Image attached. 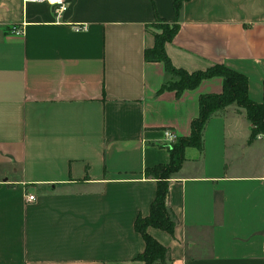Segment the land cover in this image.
<instances>
[{"label":"crops","instance_id":"crops-1","mask_svg":"<svg viewBox=\"0 0 264 264\" xmlns=\"http://www.w3.org/2000/svg\"><path fill=\"white\" fill-rule=\"evenodd\" d=\"M66 3L55 15L0 0V264H143L133 221L156 186L144 169L169 161L198 96L222 85L160 89L171 75L143 59L148 28L176 21L163 46L174 67L222 64L260 102L264 0H183L177 18L172 0ZM250 127L231 103L207 119L199 148L183 149L167 179L172 231L146 227L164 264H264V136L248 140Z\"/></svg>","mask_w":264,"mask_h":264},{"label":"trees","instance_id":"trees-1","mask_svg":"<svg viewBox=\"0 0 264 264\" xmlns=\"http://www.w3.org/2000/svg\"><path fill=\"white\" fill-rule=\"evenodd\" d=\"M182 1L172 0V8L176 18ZM154 24H160L161 31L157 35H152L153 44L151 47L143 50V59L145 61H161L165 71L170 75L178 76V80L173 82L168 80L160 89H171L174 90L175 94H179L184 89L196 87L200 80L212 76L221 77L222 85L219 93H207L198 96V113L190 121L189 134L178 138L172 144L169 150V161L144 169L145 175H149L155 179L156 186L153 199L149 205L148 214L146 216L137 215L133 221L134 230L141 235L144 242L143 250L137 256L143 264H153L154 262L164 264L167 258L165 247L146 232V227L152 226L171 233L174 220L166 205L167 179L180 166L185 147H200L201 133L207 119L215 111L234 103L237 107L243 109L246 118L250 122L251 127L248 140H252L258 135L264 136V82L262 85L261 101L254 102L247 97L246 77L242 73L222 64H213L203 70L192 72L174 67L167 58L163 46L176 33L178 24L176 21L167 23L158 18L155 19Z\"/></svg>","mask_w":264,"mask_h":264},{"label":"built area","instance_id":"built-area-1","mask_svg":"<svg viewBox=\"0 0 264 264\" xmlns=\"http://www.w3.org/2000/svg\"><path fill=\"white\" fill-rule=\"evenodd\" d=\"M31 1L36 3H46L51 7V10L55 15L64 11L67 6L66 0H31ZM10 32L16 35L20 34L21 28L18 26H12L10 28ZM164 133L167 138L173 137V135L171 133H168V131H165ZM22 195H23V200L27 203L32 202L34 200L33 195L29 191L24 190Z\"/></svg>","mask_w":264,"mask_h":264},{"label":"rangeland","instance_id":"rangeland-1","mask_svg":"<svg viewBox=\"0 0 264 264\" xmlns=\"http://www.w3.org/2000/svg\"><path fill=\"white\" fill-rule=\"evenodd\" d=\"M159 25L160 24H152L151 26H149V28H148V31H149V33L151 34V36L153 35H157V34H159L160 33V31H161V28L159 27ZM152 36V37H153ZM170 81H176V80H178V76H176V75H171L170 76V79H169Z\"/></svg>","mask_w":264,"mask_h":264}]
</instances>
